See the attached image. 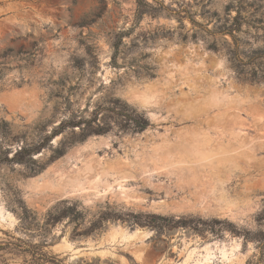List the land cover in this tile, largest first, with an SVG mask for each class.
I'll list each match as a JSON object with an SVG mask.
<instances>
[{
	"label": "rangeland",
	"instance_id": "374dc122",
	"mask_svg": "<svg viewBox=\"0 0 264 264\" xmlns=\"http://www.w3.org/2000/svg\"><path fill=\"white\" fill-rule=\"evenodd\" d=\"M0 213V264H264V0H0Z\"/></svg>",
	"mask_w": 264,
	"mask_h": 264
},
{
	"label": "bare ground",
	"instance_id": "6f19581e",
	"mask_svg": "<svg viewBox=\"0 0 264 264\" xmlns=\"http://www.w3.org/2000/svg\"><path fill=\"white\" fill-rule=\"evenodd\" d=\"M93 164V163H92ZM92 164H91V162H87L85 165H84V168H83V172H90V170H92L91 168H92ZM117 164V163H116ZM112 165H114V164H112ZM111 165V166H112ZM109 168H112L113 169V167H110V164H109ZM114 168H116V167H114ZM81 171V172H82ZM82 172V173H83ZM81 173H77V175H74L73 176V178L72 179H67L66 180V183L64 182V185H67V183H72V184H79L77 187H79V189H81L83 186V181H80V182H78L79 181V179H78V177H79V175H80ZM76 176H78V177H76ZM76 177V178H75ZM123 177H126L125 175H123ZM80 178V177H79ZM82 178V177H81ZM80 178V179H81ZM95 181H96V183L95 184H98V186H99V181H100V178L98 177V178H96L95 179ZM63 182V181H62ZM82 182V183H81ZM93 182V181H92ZM60 184H61V182H60ZM82 184V185H81ZM94 185V184H93ZM61 186H62V184H61ZM82 186V187H81ZM95 186V185H94ZM97 186V185H96ZM81 187V188H80ZM95 189V188H94ZM96 190V189H95ZM97 191V190H96ZM4 219L2 218V216H1V213H0V221H3ZM108 237L110 238V241L111 242H115V241H119L120 243H123V242H127V241H129V240H132L133 238H135V237H142V238H145L146 237V234H144L143 232H139V231H135L134 233H132V234H127L125 231H124V229H121V228H115V229H113L109 234H108ZM67 245V244H66ZM66 249H68V248H66ZM134 255L138 258L139 256H140V253H139V251L138 250H136L135 252H134Z\"/></svg>",
	"mask_w": 264,
	"mask_h": 264
},
{
	"label": "trees",
	"instance_id": "16d2710c",
	"mask_svg": "<svg viewBox=\"0 0 264 264\" xmlns=\"http://www.w3.org/2000/svg\"><path fill=\"white\" fill-rule=\"evenodd\" d=\"M239 27H240L239 22L237 21V19H234V26H232L231 31L232 32L233 31H238Z\"/></svg>",
	"mask_w": 264,
	"mask_h": 264
}]
</instances>
